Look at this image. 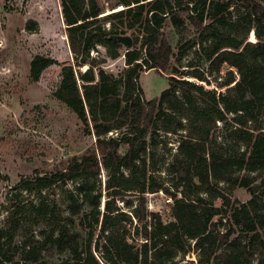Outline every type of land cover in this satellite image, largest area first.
Instances as JSON below:
<instances>
[{
  "label": "trees",
  "instance_id": "obj_1",
  "mask_svg": "<svg viewBox=\"0 0 264 264\" xmlns=\"http://www.w3.org/2000/svg\"><path fill=\"white\" fill-rule=\"evenodd\" d=\"M107 5L122 9L106 17L110 30L100 24ZM61 7L75 67L88 70L77 79L74 66L66 68L55 97L96 142L62 169L23 180L27 190L33 184L37 191L84 180L68 196L64 225L51 230L47 243L28 246L27 258L37 261L43 254L49 259L67 255L62 264H179V254L195 251L200 264H254L264 245V3L61 0ZM128 33L134 34L130 51L111 39ZM98 46L108 48L113 59L125 57L120 75L99 68L96 80L98 66L90 55ZM193 50L206 56L210 74L222 79L223 93L200 85L209 84L202 72L181 73L176 67ZM54 64L36 56L31 82L38 83ZM146 69L169 75L168 90L150 101L139 82ZM217 121L226 124L221 144L212 135ZM113 131L116 136H110ZM171 136H179V145L167 169L169 182H159L149 174L150 149L168 145ZM103 169L102 209L104 194L96 183ZM224 186L245 189L251 198L231 203ZM159 192L174 199L169 223L145 208L144 196ZM129 194L139 197L133 231V221L124 224L120 217L125 213L116 206ZM125 204L133 208L132 202ZM34 208L48 211L45 201ZM7 236L0 229V241Z\"/></svg>",
  "mask_w": 264,
  "mask_h": 264
},
{
  "label": "rangeland",
  "instance_id": "obj_2",
  "mask_svg": "<svg viewBox=\"0 0 264 264\" xmlns=\"http://www.w3.org/2000/svg\"><path fill=\"white\" fill-rule=\"evenodd\" d=\"M257 1L264 3V0ZM119 7L112 9L107 5L100 23L107 30L113 26L106 17L122 10ZM138 49L143 51L141 43ZM36 56L49 57L55 64L42 73L38 83H32L30 63ZM90 56V62L98 66L94 70L96 80H99L100 69L118 76L126 68L125 57L113 59L104 46H98ZM192 63L193 68L190 67ZM75 64L61 0H0V229L8 231V236L0 241V264H62L69 259L67 255L49 259L42 254L35 261L27 258V251L28 246L47 243L46 237L53 228L61 229L70 208L68 196L75 193L84 180L58 183L42 191L34 189L33 184L27 190L22 182L34 177L36 172L49 174L62 169L70 159L81 157L94 147L95 135L87 134L78 117L55 97L66 68L74 66L77 79L80 73L88 70V66L78 68ZM175 65L181 73L202 72L209 84H199L206 90L222 93L226 90L221 86L222 79L210 74L206 56L198 55L195 50ZM168 77L150 69L141 74L139 82L148 101L168 90ZM178 77L183 78V75ZM186 78L192 80L190 76ZM227 117L232 118L231 115ZM196 128L200 130L201 126ZM112 135L116 136L117 132L113 131ZM212 135L221 144L226 136V124L217 121ZM178 138L168 137V145L150 149L154 159L149 161L152 166L149 174L159 182H169L167 169L177 151ZM106 181L107 171L103 169L96 183L97 189L104 194L102 209L106 201ZM222 193L231 203L236 200L245 203L251 198L247 190L241 188L224 186ZM138 198L135 194L124 198L125 202H132V209L122 200L116 202L120 212L125 213L120 217L124 224L133 221L132 231L137 226L133 209L138 206ZM144 198L149 214H158L164 223L173 221L174 199L171 196L159 192L148 193ZM41 201L47 205L46 213L34 208ZM215 203L222 204L220 200ZM198 255L195 251L179 254L177 261L179 264H200ZM254 264H264V245L257 251Z\"/></svg>",
  "mask_w": 264,
  "mask_h": 264
},
{
  "label": "water",
  "instance_id": "obj_3",
  "mask_svg": "<svg viewBox=\"0 0 264 264\" xmlns=\"http://www.w3.org/2000/svg\"><path fill=\"white\" fill-rule=\"evenodd\" d=\"M111 39L119 41L126 51H130L134 47L133 38L130 35H114Z\"/></svg>",
  "mask_w": 264,
  "mask_h": 264
}]
</instances>
